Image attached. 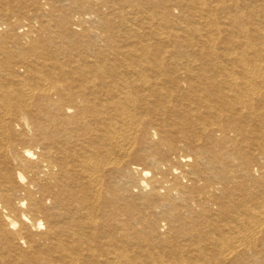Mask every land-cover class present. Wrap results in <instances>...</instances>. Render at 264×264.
<instances>
[{"label": "bare ground", "instance_id": "6f19581e", "mask_svg": "<svg viewBox=\"0 0 264 264\" xmlns=\"http://www.w3.org/2000/svg\"><path fill=\"white\" fill-rule=\"evenodd\" d=\"M0 264H264V0H0Z\"/></svg>", "mask_w": 264, "mask_h": 264}]
</instances>
